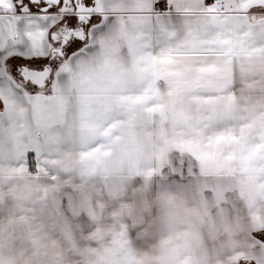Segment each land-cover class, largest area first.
I'll list each match as a JSON object with an SVG mask.
<instances>
[{
	"label": "snow or ice",
	"instance_id": "obj_1",
	"mask_svg": "<svg viewBox=\"0 0 264 264\" xmlns=\"http://www.w3.org/2000/svg\"><path fill=\"white\" fill-rule=\"evenodd\" d=\"M157 10L182 16L183 33L155 52L142 23ZM114 20L131 22L123 48L92 43ZM0 60V198L7 189L23 201L57 178L52 169L73 170L66 153L95 160L157 121L178 147L206 148L200 160H222L229 140L264 145V0H0ZM262 181L249 184L250 203L264 201ZM253 219L260 230L249 241L264 247V215Z\"/></svg>",
	"mask_w": 264,
	"mask_h": 264
},
{
	"label": "clouds",
	"instance_id": "obj_2",
	"mask_svg": "<svg viewBox=\"0 0 264 264\" xmlns=\"http://www.w3.org/2000/svg\"><path fill=\"white\" fill-rule=\"evenodd\" d=\"M131 22L126 29L118 26L117 30L105 42L116 48H123L131 34ZM183 149L198 157L206 148L195 143L183 148L177 146L171 129L157 121L137 138L129 139L122 133L120 138L112 141L111 145L95 160H82L72 153H66L64 160L73 169H83L88 176H100L110 186L130 170L140 175L152 176L159 172V165L165 156L175 149ZM221 151V149H220ZM147 161L157 164L150 172H145L143 165ZM205 172L207 183L199 189L194 186L177 191L160 189L148 194L143 187L136 188L133 200L125 205L128 214H133L137 202L147 200L155 213L147 220L146 226L139 236L152 235L162 226L177 225L165 233L149 249H137L130 246L127 235L122 231L106 228L92 234L90 240L98 243L86 249L87 264H236L233 256L217 259L212 249L207 251L198 246V229L207 233L211 230L216 235V249L227 250L235 239L234 233L246 220L234 217L227 212L217 214V204L226 208L224 196L235 192L248 196L246 181L239 174H230V166L221 167V162L200 160ZM60 178L46 179L33 185L32 196L43 201L57 193ZM77 191L90 193L91 189L84 184L77 185ZM258 193L264 195V188ZM215 197V199H213ZM103 208V205H101ZM25 218L21 217L16 223L23 225ZM123 233L125 245L123 252L114 250L113 240ZM35 243L38 250L12 247L11 229L0 226V264H71L69 254L62 248L59 241L53 239L43 226L34 230ZM254 254L264 264V248L257 245Z\"/></svg>",
	"mask_w": 264,
	"mask_h": 264
},
{
	"label": "crops",
	"instance_id": "obj_3",
	"mask_svg": "<svg viewBox=\"0 0 264 264\" xmlns=\"http://www.w3.org/2000/svg\"><path fill=\"white\" fill-rule=\"evenodd\" d=\"M155 2L156 0H150V3ZM169 2H171V0H169ZM155 17V20L149 19L143 22L142 30L148 37L147 44L149 50L158 52L160 50L166 49L174 42L173 38L169 35L170 32L175 31L177 33V38L182 35L183 17L179 14H175L174 12L166 11L164 13H160L158 10L155 13ZM118 26V22L114 20L111 24H109L108 28L103 33H100L95 38V40L92 41V43L98 44L101 40H106L117 30ZM13 50L14 49L9 50L7 52V55H12ZM120 59L121 63L126 68H131L134 63L135 56L127 48H124ZM2 62L3 61L0 60V63ZM176 155H179L182 158L185 157L186 159H188V161H193L192 166L194 167V169H196L195 173L197 175V182L194 186L195 188L199 189L202 184L207 183V181L204 179L205 172L203 169V165L201 164L199 159L193 154L178 148L170 151L165 156L163 162L159 165L158 173H155L152 176L136 174V176L138 177L137 187H145L150 177H154L155 182V188L152 190V192L160 189L177 191L186 187H190L188 181H182L180 180V178L174 180V176L170 177L171 179L166 178V174L173 173V169L171 168L173 161L177 166H181V164H183L181 161L175 158ZM220 155L222 156V160H220L221 167L225 165L230 166L231 163L234 162V164L230 166V174L235 173L243 177L246 181L247 187L257 175H264V160L259 159V157L264 156V145H261L258 141H249L246 147L244 145H241L238 149L234 141L229 140L221 147ZM168 166H170L169 173L167 171ZM189 166H191V162H189ZM155 167H157V164L154 161H147L143 165L145 172H150ZM134 172L133 170H130L126 173V175H134ZM54 174H56L60 178V184H64L66 182L75 183V181L79 179L80 181L78 183L84 184L87 188L91 189V196L94 197L93 200H90L91 202L89 201L90 203H84L82 206H79L77 208L76 206L74 208L70 207L71 212H68L67 215L59 212L58 206L60 205V203H54L53 196L45 199L46 201L49 200L51 209L53 207L57 208L56 210L58 212V215L55 216L56 218L54 217V219H56L55 222L59 227V235L63 240L64 246L72 255V258L69 259L71 264H87L86 249L98 243L97 241L90 240L92 234L96 233L98 230L103 231L106 228H111L115 231L125 232L130 246L137 249H149L158 241V239L165 233V231L173 230L175 227H178L177 225H166L157 229L152 235H146L144 237L133 235L129 230V224L131 223L128 215L130 214H128L125 209V205L133 200V193L127 192L126 189L128 185L123 186L124 182L122 181V179L125 176H123L113 187L110 186L103 177L88 176L83 169H73L71 171L52 169V175ZM164 176L166 177L164 178ZM46 179L48 178H42L41 181H44ZM258 188H264V181H262L258 185ZM10 197L13 198L11 195ZM31 198H33L32 195ZM36 200L37 199H32L29 202V199H25L23 201H19V203L17 202V210L19 208H28L27 203L32 204L34 202L35 204H37ZM12 201L13 200H11V204L8 206V208L10 209V211H17L16 209H13L14 203H12ZM37 201L41 203L39 200ZM248 202L249 200L246 198V204H248ZM101 205H103V208H101ZM47 207L48 201L41 208L47 210ZM27 210L29 211L30 209L28 208ZM36 211L40 214L41 218L36 217L35 220H33L32 217H30L28 223L36 221L38 227V225L42 226L41 222L51 221L49 219V216L45 212L44 213L47 216L44 219L40 208H36ZM80 212H84L87 216H89V218L85 217V215L79 216ZM257 214L258 216L261 215L258 207H256V213L252 215ZM240 215L237 217H240ZM4 221L8 223V219H5ZM6 223L3 227H8ZM27 227H29L28 239L30 242V246H34L32 230L29 225L18 227L16 229H10L26 230ZM45 230H47V232L51 231L49 229ZM52 231L54 233L55 228L52 229ZM14 232L17 233L16 231ZM234 237V241H247V239L250 238L240 228H238V230L234 233ZM200 241H202V236L201 230L198 229V246L200 245ZM208 248V245H205L204 249ZM211 249L215 252L216 246L211 247Z\"/></svg>",
	"mask_w": 264,
	"mask_h": 264
},
{
	"label": "flooded vegetation",
	"instance_id": "obj_4",
	"mask_svg": "<svg viewBox=\"0 0 264 264\" xmlns=\"http://www.w3.org/2000/svg\"><path fill=\"white\" fill-rule=\"evenodd\" d=\"M175 158H177L179 161H181L183 164L181 166L175 165V162L173 161L171 168L173 169V173L166 174L164 178L171 179L170 177L174 176V180L180 178L182 181H188V184L190 186H195L197 182V175L195 173L196 169L192 166L193 161H188L185 157H180L179 155H176ZM189 162H191V166H189ZM169 167H167V171L169 173ZM134 172V171H133ZM137 173L134 172V175H124L125 177L122 179L124 182V185L127 186V192L133 193L137 187V182H138V177L136 176ZM145 192L148 194L154 193L152 190L155 188V182H154V177L149 178V181L145 187ZM88 194L87 196L84 195L82 197H69L66 199V203L64 204L65 209L68 212H71L70 207L71 205L73 207H79L82 206L84 203H87L88 200ZM232 201H231V200ZM224 203L227 205L226 208H221L220 205L217 206V214L221 215L224 212L229 213L230 215L237 217L239 216L242 212L243 214L248 213L244 215L242 218L246 220V223L243 226H239L243 232H245L249 237H251V234L255 231H259V224L258 221H255L253 219L254 216L257 215H252L256 213V202L246 204V197L244 196V193H231V194H226L223 198ZM229 203V204H227ZM263 206H258V210L261 213V215H264V201L261 202ZM95 207V206H94ZM240 208V209H239ZM155 213V209L152 208L147 200L143 201H138L137 202V208L136 211L133 214L128 215V218H130V223L129 224V230L130 232L135 235L139 236L140 231L145 227V224L147 223V220L150 218L151 215ZM90 215V213H89ZM259 215V216H261ZM85 217H88L85 214ZM238 230V229H237ZM201 236H202V241H200V247L204 249L205 245H208L209 248L216 246L215 241H216V235L213 233L211 230L207 231V233L201 231ZM239 241L240 243H238ZM249 238L247 241H240L236 240L232 242V246L228 248L227 250H217L215 251L214 256L219 259V258H227L230 256H233L235 259L237 256H242L245 258V264H262L261 260L257 258V256L254 254L253 249L255 247L252 246L250 243V248L248 247L249 243ZM208 248V249H209ZM264 248V247H262ZM204 249V250H208ZM218 251V254L216 253ZM230 255V256H228ZM241 264H244V262H241Z\"/></svg>",
	"mask_w": 264,
	"mask_h": 264
},
{
	"label": "rangeland",
	"instance_id": "obj_5",
	"mask_svg": "<svg viewBox=\"0 0 264 264\" xmlns=\"http://www.w3.org/2000/svg\"><path fill=\"white\" fill-rule=\"evenodd\" d=\"M232 164H234V162L231 163L230 166H232ZM54 175H56V174H54ZM60 177H62V176H60ZM79 181H80L79 179H77L75 181V183L64 181L66 183L60 184L57 193L53 195L54 203H56V202L60 203V205L58 206L60 213L67 215L68 211L65 209V207L63 205H64V201H67L66 199H68L69 197H82L84 195L87 196V194H88L89 198H88L87 202H89L90 200L94 199V197L91 196L92 195L91 192L90 193H82V192H78L77 191V187L76 186H77V184H79L78 183ZM10 199L13 200L12 203H14V208L13 209L17 210V202L19 203V201L14 199V198H11L10 195L8 194V190L5 189L4 190V196L2 198H0V226H4V224L6 223L4 220L8 219V223H6V224L8 225L9 228H15L16 229L18 227L28 226L29 225L31 227L32 235H33L34 230L37 228V223H36V221L28 223V220H29L30 217H32L33 220H35L36 217H40V214L36 211V208H40V211H41L42 216L44 217V219L48 215L49 219L52 221V222L51 221L41 222L42 226L44 228V231L47 232V230H45V229L51 230L50 232H47V233L53 239L59 241V243L62 246V248L69 254V259L72 258L71 253L64 246L63 240H62L61 236L59 235V227L57 226V224L55 222L56 219H54V217L58 215V212L56 210L57 208L53 207L51 209L49 200H47L48 201L47 210H44V209L41 208L44 204H46V202H47L46 200L40 201L41 203H39L36 200L37 204H35L34 202L32 204L27 203V207L30 209L29 211L27 210L28 208H19L17 211H14V210L10 211V209L8 208V206L11 204L10 203L11 202ZM27 199H29V202H30L34 198H31V196H30ZM213 199H215V197H213ZM261 202L262 201L256 202L255 206H257V207L258 206H263ZM227 204H229V203H227ZM218 205L219 204H217V206ZM71 208H74V207L71 205ZM44 212L47 215H45ZM100 214H101V212H100ZM246 214H248V213H245V214L241 213L240 217L242 218ZM83 215H85V213L84 212H80L79 216H83ZM21 217L25 218V222H24L23 225H20V224L16 223V221H18ZM38 226H40V225H38ZM54 228H55V232L53 233L52 229H54ZM14 231H16L17 233H15ZM28 235H29V227H27L26 230H14V229L11 230V241H10L11 246L12 247H16V248H26V249H30V250H33V251L38 250L36 243L33 242L34 246H30ZM34 239H35V237L33 236V240ZM237 242L240 243L239 241H237ZM248 243H249L248 247L250 248V246H251L250 243L251 242L248 241ZM212 252L215 253L213 250H212ZM216 253L218 254V251ZM228 256H230V255H228Z\"/></svg>",
	"mask_w": 264,
	"mask_h": 264
}]
</instances>
